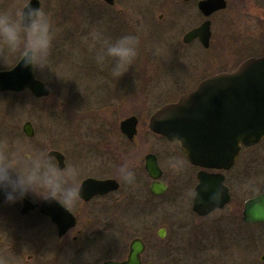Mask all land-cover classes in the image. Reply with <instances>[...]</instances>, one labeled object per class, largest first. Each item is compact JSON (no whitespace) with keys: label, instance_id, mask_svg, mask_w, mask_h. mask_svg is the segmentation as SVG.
Returning a JSON list of instances; mask_svg holds the SVG:
<instances>
[{"label":"flooded vegetation","instance_id":"1","mask_svg":"<svg viewBox=\"0 0 264 264\" xmlns=\"http://www.w3.org/2000/svg\"><path fill=\"white\" fill-rule=\"evenodd\" d=\"M181 1L182 6L177 8L180 21L185 20L181 18H186L194 22L199 15L203 18L199 25L183 34L181 51L185 52L200 46L208 50L215 43L219 50H215L214 59L209 62H218L226 56L227 51V48L221 46L218 41L220 36V41L228 42V45L238 42L239 51H243L240 56L242 59L233 61L232 67L227 64L213 71L205 70V66L196 78L193 73L196 65H193L191 75L187 76V79L191 80L189 85L192 82L193 84L186 92L175 96L176 98L170 102L161 104L152 113L148 114V110L142 106L123 117L119 115L118 109L132 104L133 101L141 100L134 97L135 83L107 81L105 76L111 75L110 62H107L108 65L103 70L98 65L92 66L105 80L100 82L97 88L104 90L108 95L100 98L101 102L91 99L94 105H98L96 120H102L103 113L106 114L105 116L115 114L109 119L114 120L110 121L112 123L110 134H106L101 129L92 135H85L88 142L86 140L84 148L79 150L73 147L72 151L71 135H68L65 125L62 127L64 126L66 130L61 129L51 134L45 130V124L50 122V119L37 118V123L30 121L34 135L28 136L35 141L36 150L46 151L59 167L72 166L76 169L77 183L81 190L80 199L74 206L65 209L56 203H32L28 199L7 203L4 195L0 193V261L8 260L11 264L124 262L129 259L133 243H137L136 250L141 249L139 264H171L173 260L166 259V239L170 236L172 240V237L178 235V230L184 226L181 222L177 223V217L181 215L189 217L192 228L198 232H204L202 229L204 223L210 224L211 229L215 226H219L220 229L232 222L241 223L239 220L243 221V224L246 223L243 219V207L246 201L242 207L240 200L235 199L230 178L236 169L239 170L238 174L242 178L246 175L247 168L240 162L244 151L261 145L264 140L256 146H243L232 168L215 169L190 162L178 142L153 132L149 122L158 109L177 101L182 94L191 92L205 78L221 72H231L246 59L264 55V0H224L225 7L208 17L199 8L202 0ZM102 2L111 8L116 5V0L114 4ZM226 11L228 14L223 17ZM107 13L109 16L107 19H116V22L111 20L115 33L110 36H113L112 39L134 34L131 18L122 17L121 8ZM160 17L164 18V14ZM103 19L100 18L99 21L105 23ZM218 20L225 25V34L221 32L217 35L215 27ZM205 21L210 22L208 45L199 37L186 40L188 32L201 26ZM237 24H240L241 28L239 31H234L233 26ZM98 27L100 30V26ZM92 28L89 27L85 31V38H90ZM100 77L96 75L97 79ZM114 89L131 91L126 92L129 97H119L120 94L116 95L115 91L110 92ZM36 99L46 100V97ZM85 102L86 100L84 105H92L88 100L87 104ZM128 118L133 119L135 126L133 123L131 126L135 130L124 132L121 129V122ZM118 121L119 123L116 124ZM52 151L59 152L62 156L61 160L51 155ZM171 157L184 161L183 171L176 172L168 166ZM124 162H129L135 173L132 183H125L117 175L116 168ZM153 162L155 165H150ZM203 173L222 174L224 184L230 191L231 200L224 207L199 214L194 209V202L200 184V174ZM100 181L110 183L100 186ZM231 204L232 206L228 208ZM53 217L58 218L61 226ZM202 238L204 237L189 243V247H184V250L181 247L184 253L176 251V254L181 253L184 258L191 257L193 264H264V254L258 257L259 247L256 243L211 242L203 241ZM259 238L261 239V236ZM170 245V249L179 250L176 242ZM180 260L182 261L183 258L175 259L176 264H180Z\"/></svg>","mask_w":264,"mask_h":264},{"label":"rangeland","instance_id":"2","mask_svg":"<svg viewBox=\"0 0 264 264\" xmlns=\"http://www.w3.org/2000/svg\"><path fill=\"white\" fill-rule=\"evenodd\" d=\"M39 1L40 8L50 14L54 41L47 67L35 69V72L40 79L46 82L51 92L46 100L36 99L37 97L27 90L20 93H0V155L11 154L21 149L36 150L35 141L23 133V125L26 121L37 123V118L50 119V122L45 124V130L51 134L61 129L66 130L64 126L62 127L65 125L68 135H71L72 151L75 148L79 150L84 148L87 140L85 135H92L101 129L106 134H110L109 129L112 124L110 121L114 120L109 119L115 114L105 116L106 114L103 113V119L96 120L98 105H94V101L91 100L96 99L95 101L101 102L100 98L108 96L104 90L97 88V85L105 80L92 66L97 65L95 56L101 48L100 42L95 37L100 34L112 39L113 36H110L115 34L111 20L116 22V19H107L109 17L107 12L110 10L121 8V16L131 18L134 28L133 35L139 38L138 55L128 72L120 78L105 76L107 81L111 82L131 81L135 83L134 97L141 100L133 101L132 104L118 109L122 117L142 106L148 110V114L152 113L161 104L170 102L186 92L193 84L192 82L189 85L191 80L187 79V76L191 75L193 65H196L193 71L194 78H196L205 66V70L213 71L227 64L232 67L233 61L242 59L240 56L243 51H239L238 42L228 45V42L220 41V36H218V41L221 46L224 45L227 48V51L226 56L218 62L210 63L217 49L215 43L208 50L200 46L185 52L181 51L180 44L183 34L203 20L199 15L194 22L186 18H181L185 20L180 21L177 8L182 6L181 0H116L113 8L101 0ZM29 2L30 0H0V12L13 13L25 7ZM161 14H164V18L160 17ZM227 14L228 11L222 16L226 17ZM100 18H104L105 23L99 21ZM92 23H94L93 26ZM239 25L233 26V30L239 31L241 28ZM89 27H93V31L87 39L84 34ZM224 27L225 25L218 20L215 27L217 35L221 32L226 33ZM18 61V58L11 59L7 70L14 67ZM107 65L106 62L105 66ZM96 75L100 79H97ZM113 91L116 95H122L119 97H129L126 92L131 90H110V92ZM84 100L90 101L92 105H84ZM143 100L146 101L143 102ZM142 102L146 105H139L143 104ZM118 123L119 121L116 124ZM240 162L247 168L246 175L242 178L238 174L239 170L236 169L231 175L230 186L235 199H239L243 207L248 198L264 193V143L245 150ZM189 219L186 215L177 217V223H183L184 229L183 227L179 229L178 235L173 236L172 240L170 236L166 239V259L173 260L171 264H176L175 259L181 257L183 260H180V264H193L191 257L184 258L181 253H184V247H189V243L201 240L200 237H204L203 241L211 242L256 243L259 247L258 257L264 254V225L251 226L239 220L241 223L232 222L220 229L219 226L211 229L210 224L204 223L202 228L204 232H198L192 228ZM173 242H176L179 250L170 249V244ZM176 251L181 253L176 254ZM186 251L190 252V250Z\"/></svg>","mask_w":264,"mask_h":264},{"label":"water","instance_id":"3","mask_svg":"<svg viewBox=\"0 0 264 264\" xmlns=\"http://www.w3.org/2000/svg\"><path fill=\"white\" fill-rule=\"evenodd\" d=\"M105 1L114 4V0ZM28 5L40 8V1L30 0ZM224 7V0H202L199 3L200 10L206 16ZM209 24L206 21L191 30L186 40L200 37L208 45ZM19 63L11 69L0 71V92L30 89L38 97L48 95L49 89L42 80L36 78L34 70L25 69L23 62ZM131 121L133 119L122 121L124 132L133 129ZM150 128L170 140L178 141L195 165L231 168L242 145L251 146L264 138V56L245 60L233 72H222L204 79L195 90L156 111L150 119ZM24 131L29 136L34 135L30 122L24 124ZM51 155L61 160L59 152L52 151ZM223 181L222 175L200 174L194 202V209L199 214L209 213L230 201L229 189ZM109 183L100 181L99 185L106 186ZM216 192L220 193L219 198L210 199ZM243 214L245 221L264 222V194L248 199ZM53 219L59 223L57 217ZM136 244L133 243L127 261H107L104 264H139L141 249L136 250Z\"/></svg>","mask_w":264,"mask_h":264},{"label":"clouds","instance_id":"4","mask_svg":"<svg viewBox=\"0 0 264 264\" xmlns=\"http://www.w3.org/2000/svg\"><path fill=\"white\" fill-rule=\"evenodd\" d=\"M95 38L101 44L96 64L103 70L105 63L110 62L112 77H122L138 55V36L126 34L111 39L98 34ZM53 41L52 20L44 9L28 5L13 13L0 12V71L7 70L9 61L16 58L25 69L46 68ZM168 166L180 172L185 165L183 160L171 157ZM116 172L125 183L135 179L129 162L120 164ZM77 175L72 166L59 167L46 151L21 149L0 155V193L7 203L28 199L32 203H56L67 209L80 199ZM219 195L216 192L210 199L217 200ZM0 264L11 262L5 260Z\"/></svg>","mask_w":264,"mask_h":264}]
</instances>
